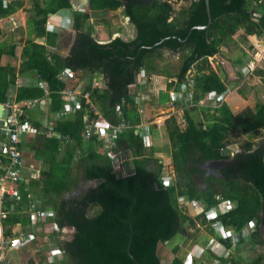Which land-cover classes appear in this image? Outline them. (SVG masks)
<instances>
[{
  "label": "trees",
  "instance_id": "trees-1",
  "mask_svg": "<svg viewBox=\"0 0 264 264\" xmlns=\"http://www.w3.org/2000/svg\"><path fill=\"white\" fill-rule=\"evenodd\" d=\"M177 1L180 0H89L88 8L71 12L75 34L64 55L59 50L65 29L61 24L62 12L71 9L72 0H49L45 4L32 0L33 13L29 36L22 45V58L18 65L2 64L0 60V103H20V123L28 121L35 129L34 138L21 148H33L39 174L36 177L33 173L27 183L15 185L19 200L4 196L2 206L7 212L0 224L5 237L12 235V226L16 224L35 226L37 221L32 222L26 212L32 197L40 201V209L48 210V222H56L59 228H74L71 239H57L56 231H52L63 248V264H160L158 243L196 226L207 228L209 241L224 245V253H211L218 264H264V252L246 260L236 252L264 240V140L255 147L247 141L242 150L232 155L225 148L231 142L230 135L254 137L264 131V99L238 113L224 101L212 107L199 105L202 118L192 117L184 109L183 129L174 124L168 131L173 169L169 181L161 175L162 163L155 151L144 155L143 134L137 130L140 114L135 94L129 90L142 69L162 73L154 58L162 60L161 51L166 50L179 54L172 74L176 90L185 84L193 103L207 92L222 96L228 80L225 73L212 66L209 57L222 54L221 46H229L230 41L235 43L233 34L240 28L250 35H264V0H208L210 22L205 0H183L187 5L175 10L172 3ZM23 5L20 0H0V19ZM120 7L133 24L135 36L128 40L116 36L99 43L92 34V13ZM49 14L61 18L47 29L45 21ZM197 25L207 26L196 28ZM36 38H43L45 44L35 41ZM16 45L14 40L1 39L0 58L14 56ZM233 62L244 64V59L239 56ZM64 68L88 75L81 92L88 93L89 102L81 97L79 107L69 110V100L63 93L69 83L57 75ZM163 71L169 72L167 68ZM237 71L241 77L240 67ZM97 72L103 75L99 86L93 85L92 76ZM263 72L259 67L248 77L254 79V75ZM32 74L35 81L20 79L14 90L9 89L18 76ZM239 82L235 79L233 83ZM238 92L245 97L243 87L239 86ZM46 97L47 113L58 114L52 126L34 116L37 102ZM166 98L167 93L160 94L161 100ZM34 99L38 101L29 104ZM180 100L184 101L183 97ZM93 107L113 124L121 120L128 123V127L114 134L110 146L125 156V171L115 168L96 134L89 140L81 137L84 119L94 116ZM6 117L0 123V138L5 134L1 126L6 124ZM174 120L171 115L165 121ZM62 144L65 151L60 150ZM77 153L76 164L80 168L75 166ZM5 170L6 161L0 156V174ZM83 180H94L96 184L81 189ZM181 196L196 204L198 214L194 209L182 210ZM223 200L230 201L232 209L208 218V213ZM10 205L14 208L9 209ZM249 223L252 227L244 233ZM225 229L231 234H221L220 230ZM176 250L177 244L172 247L168 264H185ZM190 264L209 263L192 258Z\"/></svg>",
  "mask_w": 264,
  "mask_h": 264
},
{
  "label": "rangeland",
  "instance_id": "rangeland-1",
  "mask_svg": "<svg viewBox=\"0 0 264 264\" xmlns=\"http://www.w3.org/2000/svg\"><path fill=\"white\" fill-rule=\"evenodd\" d=\"M24 1V5L20 7L15 13H11L7 17L1 18L0 19V40H7L11 39L14 40L17 43V52H16V58H22V51H20V47L24 45V41L26 37L29 36V19L32 16V0H20ZM42 4H45L49 2V0H40ZM77 4V3H74ZM82 6L81 9H86L88 8L89 2L87 1V4H79ZM187 2L180 0L175 3H172V7L176 10L179 7L186 6ZM74 9L71 8L69 11H65L64 19L62 20V28H65L64 31L62 32V38L60 40V45H59V50L61 53H66L69 48L72 45V40L74 36V29L72 28V22H71V12ZM95 11L92 13V16L95 18H92L91 24L94 25V21L100 22V24L95 27L92 26V34L95 38H109L110 36H113V34H110V27L112 24L117 20V24H120L121 20L123 22L125 21V15L122 12V17H117V15H111V14H105V13H100L99 15H93ZM121 18V20H120ZM127 21V19H126ZM106 25V26H105ZM128 26V29L125 28ZM112 29V28H111ZM118 30L121 35L123 36L122 38L125 39L127 37L128 39L132 38L135 34V28L133 27L132 23L127 21L125 23V26H120V27H115L113 28V31ZM240 31H242L245 35V38L243 39L241 37ZM239 32L236 31L233 34V39L236 41L235 43L230 41L229 46H221V51L223 59L228 61V67L225 69V71L222 70L221 66L217 65L218 63H221L218 61V59L213 57L209 58L210 62H213L215 67H218V70L221 73H225V79L228 80L227 84V90H225L224 95L220 98L221 101H226L230 110H232L234 113H238L241 110H243L245 107H253L255 102L258 100H263L264 99V72L262 75L256 74L253 76L254 79L250 77H245L241 75L239 77V72L237 69L241 67L243 64H236L233 62L234 59H236L239 56H242V59L247 58L250 56L252 51L255 48H261L264 44V35L262 36H256V35H248L244 29H241ZM123 33V34H122ZM118 34H116L117 36ZM10 37V38H9ZM250 42L248 43V41ZM162 60L158 61L159 65L165 66L166 68H173L176 70L177 65L179 63V54L178 53H171L167 52L166 50H162ZM19 59L17 60L16 64L19 62ZM154 60H158L157 58H154ZM222 64V63H221ZM220 64V65H221ZM261 67L264 68V60L260 61ZM191 71L193 70L192 68L190 69ZM77 71L74 70V76H73V81L71 83L73 85H77L79 83L80 89H82L83 84H85L84 81H80V79H77ZM239 80L240 82L235 84L233 83L234 80ZM78 81V83L76 82ZM241 86L243 89L246 90V95L245 97L238 92V87ZM190 93V91H188ZM215 98L210 99V100H202V104L199 103V105H204L208 107L209 104H211L209 101H214ZM207 104V105H206ZM197 105V106H199ZM194 107L190 109V112L192 115H199L202 116L203 113H200L198 110V107ZM167 108H158V109H150V116L153 119V123L158 122L162 120V117H166L164 115L167 114ZM38 114V112H37ZM176 116H180L176 112L174 113ZM204 115V114H203ZM160 116V117H158ZM230 143L225 145V148L229 151V153L234 154L237 151H240L244 148V145L247 141H249L252 145V147L257 146L261 141L264 140V131H261L257 136L250 137L249 135L246 134H237V135H230L229 136ZM159 155L158 157L160 158L161 163H162V170L161 173L167 176H170V171L172 168V165L169 162V151H158L157 152ZM167 154V155H166ZM231 154V155H232ZM77 158V157H76ZM76 159H74L75 161ZM30 162H27L29 164ZM165 165V167H164ZM171 167V168H170ZM95 184L94 180H84L81 183V189H88L93 187ZM188 210V209H182ZM93 211H90L89 213H92ZM44 226V225H43ZM49 227V226H44ZM35 230L38 231L40 230V226L38 223L35 224ZM50 230H53L51 227H49ZM71 229V228H70ZM262 230V236L264 238V224L261 227ZM68 232L69 230L66 229ZM70 233V232H68ZM68 234H61L62 239H68ZM70 237V236H69ZM47 232H43L38 240H33L22 247H27L25 251H27V257H21L18 258L19 252L20 251H7L4 253L8 255V257H16V262H12L14 264H21V262H27V261H33L36 260L37 264H48L46 262V259L43 258V253L44 249V241L48 239ZM210 239V234L208 233V230L205 226H196V227H188L186 230L182 233H177L173 235L171 238H169L166 241H160L157 246V251L158 254L160 255V264H168L171 256L173 255L172 247L177 244V250L176 254L180 256L183 259V262L185 264H190L192 258L195 259L196 261H205L209 264H218L216 258L211 255L212 252L215 254H221L224 253L225 247L223 244H220L217 241H209ZM210 244V249L207 246ZM21 247V248H22ZM195 247V249H194ZM23 249V248H22ZM21 249V250H22ZM43 250V251H42ZM240 253V255L246 260L254 255H257L259 253L264 252V240L261 244H255L253 247H243L240 248L239 250H236V252ZM30 256L28 257V255ZM45 256V253H44ZM32 257L31 259H29ZM12 261V259H11ZM56 263H50V264H63L60 261L55 260Z\"/></svg>",
  "mask_w": 264,
  "mask_h": 264
},
{
  "label": "crops",
  "instance_id": "crops-1",
  "mask_svg": "<svg viewBox=\"0 0 264 264\" xmlns=\"http://www.w3.org/2000/svg\"><path fill=\"white\" fill-rule=\"evenodd\" d=\"M87 1L88 0H72V3H77V4H84L86 5L87 4ZM71 8H72V5H71ZM75 10V9H74ZM69 11V10H68ZM70 12V11H69ZM105 13V14H111V15H117V17H122V12L124 13V10H123V7H120V8H117L115 10H106V11H95V13L93 15H99L100 13ZM15 13V12H14ZM63 14L65 12H62ZM51 15L52 17L54 16V14H49ZM125 15V13H124ZM92 18H95L93 16H91L90 18V22L92 20ZM128 21V16L125 17V21L123 22V20H121L120 18V24H117V20L112 24V26L110 27V34H113V36H110L109 38H95L97 40H101L103 42L105 41H108L110 38H114L116 37V34H118L117 36H122L121 33L116 30V31H113V28L115 27H122V26H125V23ZM94 25H91L92 26H95L97 27L100 22L98 21H94ZM133 25V24H132ZM106 26V25H105ZM134 27V26H133ZM112 28V29H111ZM128 29V26L125 27ZM243 28V27H242ZM241 29V28H240ZM239 29V30H240ZM244 29V28H243ZM238 30V32H239ZM245 30V29H244ZM246 31V30H245ZM247 33V32H246ZM74 34H75V31H74ZM123 34V33H122ZM241 34V37L244 39L245 38V35L242 31H240ZM248 34V33H247ZM250 35V34H248ZM135 36V34H134ZM133 36V37H134ZM123 37V36H122ZM132 37V38H133ZM73 39H74V36H73ZM124 39V38H123ZM131 39V38H130ZM39 41L41 44H45V40L43 38H36L35 41ZM125 40H128L127 37H125ZM24 41V40H22ZM73 42V40H72ZM250 42V40L248 41V43ZM48 46V45H46ZM49 47V46H48ZM20 51H22V46L20 47ZM69 51V50H68ZM68 51L66 53H64V55H67ZM16 52H17V47L15 49V55L14 56H7V55H1V63H5V62H9L10 64H16L17 60L19 58H16ZM168 52V51H167ZM16 58V59H15ZM211 58V57H209ZM21 59V58H20ZM19 59V60H20ZM158 61H160L159 59L157 60V67H161L160 70H162V73H159V72H154V71H147L145 68L142 69L141 73L139 74V76L137 77V81L136 82H133L129 85V90L131 93H134L135 94V98H136V102H137V108H138V111H139V114H140V123L137 125V130H139L142 134H143V151L144 152V155H148V151H155V154L156 156L158 157L159 155H157L158 151H171V146H170V140H169V137H168V131L172 128V126L175 124L178 126L179 129H183V127L185 126V119H184V116H183V110L184 109H187L188 112H189V115H191L192 117H195V118H202L204 115L202 114V116H199V115H192V113L190 112V109L189 107L193 108L197 106V103H193L191 100H187V101H181L180 99L177 100V101H170L169 97H168V91L169 90H174L176 92H180V96L184 95V92L182 91L183 90V87H179V90H176L175 87H174V81H175V77L172 75L173 74V71L174 69L173 68H167L169 72H166V71H163L164 66L162 65H159L158 64ZM219 61V60H218ZM228 62V61H227ZM19 63V62H18ZM18 63L16 65H18ZM218 63V62H217ZM212 66L218 70V67L216 68L215 65L213 64V62H211ZM219 65L218 66H221L222 67V70L225 71V69L228 67V66H225L221 63H218ZM221 64V65H220ZM226 64V62H225ZM259 68V67H258ZM264 70L263 67H260ZM193 69V68H192ZM76 71V70H75ZM219 71V70H218ZM220 72V71H219ZM192 73L191 70H189V75ZM221 73V72H220ZM168 74H171V75H168ZM78 76V77H77ZM77 79L79 78L80 81H84V83L87 82L88 80V75L87 74H84L83 72L81 71H77ZM93 85L95 86H99L102 84V81H103V75L102 73L100 72H97V73H94L93 74ZM20 79H25L26 81H35V77L33 76V74L30 76V75H26V76H18L16 81L20 80ZM73 81V79L71 80ZM78 83V81H76ZM174 82V83H172ZM16 84H19V82H16ZM79 85V83H78ZM84 85V84H83ZM183 86H185V84H183ZM186 87V86H185ZM182 89V90H181ZM181 90V91H180ZM161 93H167V98L165 100H161L160 99V94ZM14 96L11 94V97ZM49 101V98H42L40 101L42 103L37 102L39 103L38 107V110L35 111L34 113V116L35 118H37L38 120H40L44 125H53L56 121V119L58 118V114H50V113H47V108L44 106V102ZM5 102H8L10 104H20L18 102H12L11 100H7ZM226 104L227 102L224 101ZM228 105V104H227ZM19 106V105H18ZM158 108H167V114L164 115L166 117H162L163 119L158 121V122H155V124L153 123V119L151 118L150 116V109H158ZM20 109V108H19ZM198 110L200 111V113H203L202 110H200L198 108ZM38 112V114H37ZM177 113L179 114V112L181 113L180 116H176L174 113ZM173 116L174 117V121L173 122H166L165 120L169 117V116ZM4 110H1L0 109V123L3 122V117H4ZM160 117V116H158ZM1 129H2V126H1ZM136 130V131H137ZM36 134V132H35ZM35 134H33L32 136H30L31 138L30 139H33ZM5 139V134H3V137L0 138V143H2ZM111 146V145H110ZM105 147L104 144L102 145V150L103 151H106V154H108V156L111 158L112 162H113V158L118 156V155H121L119 153H116L115 151L112 150L111 147ZM65 145H61L60 147V150L61 151H65ZM110 150V151H108ZM21 163H20V169H21V172L22 174L24 175L26 181L25 183H27V181H29V175L31 174H35L36 177L38 176L39 174V162L36 161L33 157V148L30 147V148H25V149H22L21 148ZM75 151H79V149L75 150ZM117 151V150H116ZM110 154H113L110 155ZM170 154V153H169ZM167 155V154H166ZM123 159H125V156L124 155H121ZM77 157V158H76ZM79 154L77 153L76 156H75V166L80 168L76 163L78 162L79 160ZM4 158L5 161H6V165L8 164V160L7 158L5 157H1V159ZM22 158L24 160H22ZM159 158V157H158ZM169 158V157H168ZM160 159V158H159ZM26 161V162H24ZM162 160H160L161 162ZM27 162H30L29 164H27ZM169 162H170V159H169ZM123 163V162H122ZM171 164V163H170ZM115 166V164H114ZM163 166V165H162ZM123 167V165H122ZM165 167V165H164ZM163 168V167H162ZM171 168V167H170ZM124 169V167H123ZM162 170V169H161ZM125 171V170H124ZM161 175H163L161 173ZM165 176V175H164ZM167 176V175H166ZM169 181L171 179V177H173V169L171 168V171H170V176H167ZM84 181V180H83ZM24 184V183H23ZM95 184H96V181H95ZM94 184V185H95ZM22 185V184H20ZM94 187V186H93ZM31 197V196H30ZM182 199H185L184 197H180ZM20 199V198H19ZM31 202H35L36 203V206L38 207V205H40V201L38 199H34L31 197L30 199V203H28V206L31 205ZM28 206L26 208V212L29 214L28 212ZM14 207H12V205L9 206V209H12ZM39 208V207H38ZM40 209V208H39ZM45 210V209H44ZM0 211H4L5 214L7 211L3 210V206H2V203H0ZM48 211V210H47ZM91 214V213H90ZM31 215V214H29ZM1 218V217H0ZM2 219V218H1ZM40 226V230L36 231L35 228H31L34 233H35V236H36V239L35 240H38L39 236L43 233V232H47V235H48V239H46L43 243L44 247L42 246V248L44 249V253H45V256H44V253H43V258L46 259V262L48 264L52 263L53 261L55 260H58L60 262H62L61 260L63 259V254H64V251H63V248L57 244V239H62L60 236L61 234H68V239H71L72 236H73V233H74V228L73 227H69V226H64L63 228H60V230H57V229H53V230H50L49 227H44V222H40L38 221L37 222ZM36 224V223H35ZM44 225V226H43ZM28 226V225H27ZM26 226V227H27ZM31 226V225H29ZM26 227L24 226H20L19 224H16L14 226H12V234H14V232L16 231H19V230H22V231H27ZM35 227V226H34ZM71 228V229H70ZM61 229H63L61 231ZM66 229H68L70 233H68L66 231ZM1 231H2V234H3V230H2V227H1ZM52 231H56V238H55V235L52 234ZM4 236V235H3ZM70 236V237H69ZM5 237V236H4ZM33 241V240H32ZM30 242V241H29ZM220 243V242H219ZM222 244V243H220ZM25 245V244H24ZM58 247L61 249L62 251V257L61 258H56L57 256H52L50 253H49V250L51 247ZM23 248V249H22ZM18 247V248H10L8 250H5V252L7 251H20L19 252V255H18V258H21V257H27V251H25V249L27 247ZM22 249V250H21ZM195 249V247H194ZM43 251V250H42ZM30 256V254L28 255V257ZM32 257H30L29 259H31ZM12 259V261H11ZM12 262H16V257H8L7 254L4 253V251H1L0 252V264H14ZM29 262V261H27ZM26 261L25 262H21V264L23 263H27ZM30 262H33V261H30ZM29 262V263H30ZM34 263L37 264L36 260H34Z\"/></svg>",
  "mask_w": 264,
  "mask_h": 264
},
{
  "label": "built area",
  "instance_id": "built-area-1",
  "mask_svg": "<svg viewBox=\"0 0 264 264\" xmlns=\"http://www.w3.org/2000/svg\"><path fill=\"white\" fill-rule=\"evenodd\" d=\"M73 9H81L82 6L79 4H72ZM264 60V44L261 48H255L250 56L247 58V60L244 62L243 65H241L240 69L245 77L249 76V74L254 73V70L258 67H261L260 61ZM58 77L64 81H67L69 85L65 86V89L63 90V93L68 98V103L66 105V109H73L75 107H79L80 105V99L85 98L86 102H89L88 99V93H82L80 89V85H73L70 84V81L73 79L74 76V70L70 68H64L63 70H60L57 73ZM16 86V83L11 84L9 86L10 90H14ZM181 87H183V100L187 101L190 100V93L186 90V87L181 84ZM180 90V91H181ZM9 94V92H7ZM168 97L170 101H177L180 98H182V95L180 96V92H176L174 90L168 91ZM205 99H211L215 98L216 100H220V96H216L214 92H209L205 95ZM37 99H34L33 101L30 100L29 104H33L37 102ZM40 101V100H39ZM199 102H202V100H199ZM40 103H42L40 101ZM0 109L4 110V115L6 117V124H3L2 129L5 133V139L2 143H0V156L5 157L8 160V164L6 165V170L4 173L0 174V203H2V200L4 196L8 195L11 197H14L16 200H19L20 193L19 190L15 187L16 184H23L25 183L26 179L24 175L21 172L20 169V163H21V147L25 144L30 142V136L35 134V129L32 127L30 122L19 121V113L21 110L19 109L18 104H10L8 102L0 103ZM93 118H85V124L83 129L81 130V137L89 140L94 134L98 136L103 141V144L105 147H109L111 143L113 142L114 134L123 130L124 128L128 127V123L125 120H121L117 122L116 124H113L103 118L97 110L93 107ZM110 151V150H108ZM232 154V153H230ZM113 156V154H110ZM114 157V156H113ZM113 162L115 164V168L120 169L121 171H124L122 167L123 158L121 155H118L113 158ZM167 178V177H166ZM167 181L165 180V184ZM179 202L183 205L184 209H194L195 214H198V210L196 209V204L191 201H187L185 199L180 198ZM233 205L228 200H223L217 208H214L210 213H208V218H214L217 216L218 213H224L226 211H229L232 209ZM28 212L31 214V220L34 221H40L44 222L45 226H49L53 229L60 230L57 223L54 221L48 222L47 216L48 211H44V209H39L36 206L35 202H31V205L28 206ZM5 215L4 211H0V217L3 218ZM34 224H31V226H27V231H16L14 234H12L9 237H4L0 228V252L8 250L10 248H18L22 247L24 244L28 243L29 241H32L35 239V233L32 230L34 227L32 226ZM252 227V223H249L245 230H243L244 233H248L249 230ZM32 228V229H31ZM63 229H61L62 231ZM221 234L223 235H229L231 234V231L229 229L220 230ZM232 244V243H231ZM49 253L52 256H57L56 258L62 257V251L58 247H51L49 250Z\"/></svg>",
  "mask_w": 264,
  "mask_h": 264
},
{
  "label": "clouds",
  "instance_id": "clouds-1",
  "mask_svg": "<svg viewBox=\"0 0 264 264\" xmlns=\"http://www.w3.org/2000/svg\"><path fill=\"white\" fill-rule=\"evenodd\" d=\"M88 2H89V0H88ZM62 17L64 18V15H63V13H62ZM61 17H58V16H56V15H54L53 17L50 15V16H48L47 18H46V21H45V27L47 28V29H50V28H52L53 26H54V24L57 22V20H59ZM214 58H215V55L213 56ZM213 57H211V58H213ZM248 58V57H247ZM247 58H244V62L247 60ZM16 82H18V81H16ZM70 84H72L71 83V81H70ZM207 93H209V92H207ZM207 93H205L204 94V96L202 97V98H200L199 100H210V99H205L204 97H205V95L207 94ZM216 95V94H215ZM224 95V94H223ZM222 95V96H223ZM217 96V95H216ZM221 96V97H222ZM211 99H213V98H211ZM199 100H198V102H197V105H199ZM221 102V100H214V101H209L211 104H209V106H213V105H215V104H217L218 102ZM200 104H202V103H200ZM207 105V104H206ZM22 152V151H21ZM18 185H20V184H18ZM6 197V196H5ZM1 219V218H0ZM0 228H1V224H0ZM35 239H36V236H35ZM34 239V240H35Z\"/></svg>",
  "mask_w": 264,
  "mask_h": 264
},
{
  "label": "water",
  "instance_id": "water-1",
  "mask_svg": "<svg viewBox=\"0 0 264 264\" xmlns=\"http://www.w3.org/2000/svg\"><path fill=\"white\" fill-rule=\"evenodd\" d=\"M205 5H206L207 14H208L209 22H210V12H209L208 0H205ZM205 26H207V25H205ZM205 26L197 25V26H195V27H196V28H203V27H205ZM97 41H98L99 43L103 42V41H101V40H97ZM215 56H216V58H217V59H218L223 65L228 66V62H227V60L223 59L222 56H221L219 53L215 54ZM225 62H226V64H225Z\"/></svg>",
  "mask_w": 264,
  "mask_h": 264
}]
</instances>
